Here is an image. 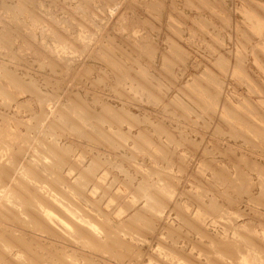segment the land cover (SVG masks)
<instances>
[{"label": "rangeland", "instance_id": "obj_1", "mask_svg": "<svg viewBox=\"0 0 264 264\" xmlns=\"http://www.w3.org/2000/svg\"><path fill=\"white\" fill-rule=\"evenodd\" d=\"M263 60L264 0H0V125L3 124L0 128V162L6 160L5 154L11 156L9 152L19 149L16 148L21 145L19 143L27 140L28 144H25L28 146L23 144L24 154L20 158L25 165L38 167L39 172L36 168L34 170L41 174L37 177L40 175L44 183L34 180L33 186L37 192L40 189V197L52 198L47 199L50 204L43 208V212L49 215L52 226L56 224L54 228L60 227L57 229L59 234L52 235L14 217L4 219L1 211L8 204L16 209L19 207L20 216L22 212V216H27L13 189H19L18 180L23 178L20 166L14 178L11 177L9 183L0 188V231L14 242L13 248L6 246L0 249V264H64L65 259L59 261L50 255V250L57 253L59 248H65L68 253L76 252L84 258L82 264L86 259V263L92 260L88 264H238L239 258L236 257L240 251L248 255L249 248H254L257 254L262 253L264 239L260 232L264 230V198H260L262 204L256 199L261 192L264 193ZM28 80L36 81L34 85L41 89H29L27 85H34ZM37 90L43 92L38 93ZM231 107L240 110L234 112ZM240 111L244 114L241 115ZM27 121L36 122L35 126L32 128L34 124L30 126ZM58 123H62L63 129ZM254 123H259L262 129ZM26 129L31 131L27 133ZM105 131L112 133L104 134ZM12 133L17 135L15 140L11 138ZM26 135L34 137L30 140L31 137L28 139ZM250 136L253 141H249L252 140ZM5 144L9 146L7 150ZM10 144L14 145L13 148ZM53 144L63 148L61 150L57 146L62 151L59 155L65 159L61 165L60 157L53 153L52 146L57 148ZM48 147L52 150L48 151ZM32 154L37 158L40 156V162L36 157L32 158ZM6 161L8 163L9 159ZM90 164L98 166L92 178L87 174ZM81 181L84 186L79 185ZM79 186L82 190L85 188V196L76 192ZM157 189H160L158 193ZM155 194L163 196L164 204L159 205L160 208L151 204ZM71 199H75L74 202ZM14 203L18 204L13 206ZM208 205L212 206L210 210ZM60 208L66 211V215ZM197 210L200 213L196 214ZM200 214H205L204 221L200 220ZM97 219L103 223L108 221V229H114L112 225L115 224L128 223L120 226H123L120 234L132 244L110 243L111 248L116 249L100 252L95 246H89L83 239L77 240L72 235L76 228L71 224L79 223L77 225L82 228L86 227L84 230L96 231L94 234L99 233L98 237L105 239L109 235L102 226L99 228L101 224H97L101 222ZM243 229L245 231L240 233ZM256 236H260L262 242ZM251 237H256L254 241L259 242L256 244ZM216 238L218 242L222 238L221 244H217ZM22 239L28 240L30 245L21 244L19 241ZM232 242H236L235 245ZM232 245L237 246L235 251ZM127 246L133 248L127 249ZM219 246L225 247L222 249L226 252L230 249V256L218 249ZM117 248L120 253L123 250V255L118 253L121 258L115 255L119 252ZM21 255L27 259L26 262L18 259ZM249 257L251 264H264L261 258Z\"/></svg>", "mask_w": 264, "mask_h": 264}, {"label": "bare ground", "instance_id": "obj_2", "mask_svg": "<svg viewBox=\"0 0 264 264\" xmlns=\"http://www.w3.org/2000/svg\"><path fill=\"white\" fill-rule=\"evenodd\" d=\"M194 6V5H193ZM107 10V9H106ZM258 12V11H257ZM13 13V12H12ZM183 13H185V12H183ZM259 13V12H258ZM250 15V14H249ZM251 16V15H250ZM186 17V16H185ZM188 17H189V15H188ZM196 17V16H195ZM252 17H253V15H252ZM251 17V18H252ZM18 18V17H17ZM248 18V17H247ZM254 18H256V17H254ZM169 19V18H168ZM259 19V18H258ZM200 20V19H199ZM252 20V19H251ZM251 20H249V21H251ZM256 20V19H255ZM189 21V20H188ZM259 21V20H258ZM254 21H252V23H253ZM256 23V22H255ZM259 23V22H258ZM28 24V23H27ZM125 26V25H124ZM151 26V25H150ZM259 27V26H258ZM262 28V27H261ZM193 29V28H192ZM263 29V28H262ZM83 30V29H82ZM86 31V30H85ZM35 32V31H34ZM258 32H260V29H259V31ZM106 33V32H105ZM255 33V32H254ZM253 33V34H254ZM150 34V33H149ZM257 34V33H256ZM261 34V33H260ZM255 35V34H254ZM91 36H92V34H91ZM263 36V35H262ZM138 38V37H137ZM144 38V37H143ZM56 39V38H55ZM106 39V38H105ZM141 39V38H140ZM153 39V38H152ZM46 42V41H45ZM79 42H80V40H79ZM84 42H86V41H84ZM61 43V42H60ZM89 43V42H88ZM63 44V43H62ZM81 44V43H80ZM68 46H69V44H68ZM75 46V45H74ZM151 46V45H150ZM78 47V46H77ZM76 47V48H77ZM119 47V46H118ZM84 48V47H83ZM122 48V47H121ZM53 50V49H52ZM146 50V49H145ZM154 50V49H153ZM56 51V50H55ZM127 51V50H126ZM247 52V51H246ZM97 53V52H96ZM60 55V54H59ZM68 57V56H67ZM100 57V56H99ZM128 57V56H127ZM74 59V58H73ZM93 59V58H92ZM95 60V59H94ZM101 61H103V60H101ZM123 61V60H122ZM256 61V60H255ZM264 61V60H263ZM104 62V61H103ZM127 63V62H126ZM88 65V64H87ZM91 65V64H90ZM94 65V64H93ZM108 65V64H107ZM110 65V64H109ZM81 66V65H80ZM92 67V66H91ZM90 67V68H91ZM130 67V66H129ZM89 68V67H88ZM95 68V67H94ZM134 68V67H133ZM85 69V68H84ZM96 69V68H95ZM263 69V68H262ZM87 70V69H86ZM115 70V69H114ZM136 70V69H135ZM248 70V69H247ZM264 70V69H263ZM95 71V70H94ZM113 71V70H112ZM111 71V72H112ZM142 71V70H141ZM252 71V70H251ZM23 72V71H22ZM55 72V71H54ZM116 72H117V70H116ZM140 72V71H139ZM150 72V71H149ZM9 73V72H8ZM14 73V72H13ZM17 73V72H16ZM83 73H84V71H83ZM105 73V72H104ZM118 74H119V72H117ZM246 73V72H245ZM254 73V72H253ZM81 74V73H80ZM106 74V73H105ZM121 74H122V72H121ZM129 74H130V72H129ZM3 75V74H2ZM19 75V74H18ZM20 75H23V74H20ZM25 75V74H24ZM110 75V74H109ZM144 75V74H143ZM153 75V74H152ZM249 75V74H248ZM251 75V74H250ZM258 75V74H257ZM4 76V75H3ZM7 76V75H6ZM30 76V75H29ZM107 76V75H106ZM116 76V75H115ZM238 76V75H237ZM256 76V75H255ZM10 77H11V74H10ZM9 77V78H10ZM17 77V76H16ZM132 77V76H131ZM157 77V76H156ZM251 77V76H250ZM20 78H21V76H20ZM100 78V77H99ZM125 78V77H124ZM159 78V77H158ZM216 78V77H215ZM255 78V77H254ZM12 79V78H11ZM16 79V78H15ZM23 79V78H22ZM34 79V78H33ZM105 79V78H104ZM104 79H102V80H104ZM107 79V78H106ZM128 79V78H127ZM146 79V78H145ZM253 79V78H252ZM256 79V78H255ZM258 79V78H257ZM24 80V79H23ZM148 80V79H147ZM259 80V79H258ZM12 81V80H11ZM10 81V82H11ZM17 81V80H16ZM99 81V80H98ZM105 81V80H104ZM112 81V80H111ZM115 81V80H114ZM119 80H117V82H118ZM28 82H36V81H29L28 80ZM12 83V82H11ZM19 83H21V82H19ZM25 83V82H24ZM31 83V84H32ZM100 83H101V81H100ZM191 83V82H190ZM204 83H205V81H204ZM258 83H260L261 84V82H260V80H259V82ZM5 84V83H4ZM25 84H27V83H25ZM29 84V83H28ZM36 84V83H35ZM56 84V83H55ZM175 84V83H174ZM209 84V83H208ZM256 84V83H255ZM2 85V84H1ZM33 85H34V83H33ZM57 85V84H56ZM101 85V84H100ZM177 85V84H176ZM210 85V84H209ZM248 85V84H247ZM7 86V85H6ZM15 86V85H14ZM22 86V85H21ZM29 86H30V84H29ZM28 85H27V87L29 88V89H33V88H35V89H38V88H36V86L34 87V86H30L29 87ZM39 86V85H38ZM59 86V85H58ZM164 86V85H163ZM211 86V85H210ZM1 87V86H0ZM3 87H5L4 85H3ZM2 87V88H3ZM22 87H24V86H22ZM26 87V88H27ZM1 88V89H2ZM6 88V87H5ZM159 88V87H158ZM210 88V87H209ZM7 89V91L8 92H10V89H8V88H6ZM6 89H4V90H6ZM29 89H26V90H29ZM39 89H41L40 88V86H39ZM38 89V90H39ZM58 89V88H57ZM132 89V88H131ZM167 89H168V87H167ZM190 89V88H189ZM206 89V88H205ZM264 89V88H263ZM24 90V89H23ZM37 90V91H38ZM54 90V89H53ZM171 90V89H170ZM212 90V89H211ZM216 90V89H215ZM220 90V89H219ZM3 91V90H2ZM7 91H5L6 93H7ZM40 91H42V90H40ZM40 91H38V93L40 92ZM56 91V90H55ZM209 91V90H208ZM30 92V91H29ZM32 92H35V91H33L32 90ZM32 92H30V93H32ZM43 92V91H42ZM182 92V91H181ZM217 92V91H216ZM3 93V92H2ZM12 93V92H11ZM36 93V92H35ZM35 93H33V94H35ZM152 93V92H151ZM193 93V92H192ZM200 93V92H199ZM232 93V92H231ZM5 94V93H4ZM9 94V93H8ZM7 94V95H8ZM53 94V93H52ZM58 94V93H57ZM56 94V95H57ZM61 94V93H60ZM145 94V93H144ZM219 94V93H218ZM6 95V94H5ZM13 95V94H12ZM43 95H45L44 93H43ZM46 95H48V92H47V94ZM59 95V94H58ZM147 95V94H146ZM212 95V94H211ZM217 95V94H216ZM15 96V95H14ZM39 95L37 94V97H38ZM52 96V95H51ZM55 96V95H54ZM70 96V95H69ZM195 96V95H194ZM198 96V95H197ZM220 96V95H219ZM243 96V95H242ZM0 97H2V96H0ZM13 97V96H12ZM208 97V96H207ZM247 97H249V96H247ZM9 98V97H8ZM15 98H17V97H15ZM40 98V97H39ZM54 98V97H53ZM56 98V97H55ZM59 98H60V96H59ZM69 98V97H68ZM76 98V97H75ZM101 98V97H100ZM146 98V97H145ZM227 98V97H226ZM5 99V98H4ZM10 99H11V96H10ZM250 99V98H249ZM248 99V100H249ZM252 99V98H251ZM15 100V99H14ZM18 100V99H17ZM21 100V99H20ZM19 100V101H20ZM57 100V99H56ZM83 100H84V98H83ZM82 100V101H83ZM86 100V99H85ZM144 100V99H143ZM167 100V99H166ZM221 100V99H220ZM5 101H6V99H5ZM45 101V100H44ZM47 101V100H46ZM79 101V100H78ZM227 101V100H226ZM229 101V100H228ZM22 102H24V101H22ZM70 102V101H69ZM80 102V101H79ZM85 101H83V103H84ZM232 102V101H231ZM17 103V102H16ZM26 103V102H25ZM27 103H28V101H27ZM45 103V102H44ZM44 103H42V104H44ZM65 103V102H64ZM76 103H78L77 101H76ZM154 103V102H153ZM233 103V102H232ZM231 103V104H232ZM243 103V102H242ZM253 103V102H252ZM251 103V104H252ZM263 103H264V101H263ZM21 104V103H20ZM23 104V103H22ZM29 104V103H28ZM27 104V105H28ZM46 104V103H45ZM62 104V103H61ZM79 104V103H78ZM229 105H230V101H229V103H228ZM227 104V105H228ZM256 104V103H255ZM18 105H19V103H18ZM69 105V104H68ZM73 105V104H72ZM87 105V104H86ZM85 105V106H86ZM181 105V104H180ZM201 105V104H200ZM207 105V104H206ZM205 105V106H206ZM234 105V104H233ZM232 105V106H233ZM80 106V105H79ZM83 106V105H82ZM231 106V105H230ZM254 106V105H253ZM22 107V106H21ZM23 107H24V105H23ZM40 107H41V105H40ZM66 107V106H65ZM73 107V106H72ZM75 107V106H74ZM168 107V106H167ZM227 107H229V106H227ZM237 107V106H236ZM45 107H43V110L45 111V112H48V111H46L47 109L45 108ZM57 108H59V106L57 107ZM60 108H61V106H60ZM70 108V107H69ZM103 108V107H102ZM106 108V107H105ZM192 108V107H191ZM233 107H231V109H232ZM260 108V107H259ZM10 109V108H9ZM22 109V108H21ZM27 109V108H26ZM53 109V108H52ZM66 109V108H65ZM108 109V108H107ZM193 109V108H192ZM230 109V110H231ZM257 109V108H256ZM261 109H263V108H261ZM31 110V109H30ZM62 110H64L63 108H62ZM68 110V109H67ZM86 110V109H85ZM103 110V109H102ZM169 110V109H168ZM208 110V109H207ZM213 110V109H212ZM214 110H216V109H214ZM232 110H234V112L235 111H237V109L235 110L234 108L232 109ZM231 110V111H232ZM240 110V109H239ZM238 110V111H239ZM259 110V109H258ZM257 110V111H258ZM32 111V110H31ZM44 111H43V114H44ZM82 111V110H81ZM90 111V110H89ZM89 111H87V112H89ZM108 111V110H107ZM117 111H119V110H117ZM196 111V110H195ZM230 111V112H231ZM237 111V112H238ZM242 111V110H241ZM241 111H240V113H241ZM260 111V110H259ZM261 111H263V110H261ZM39 112V111H38ZM62 112V111H61ZM72 112V111H71ZM86 112V113H87ZM92 112V111H91ZM90 112V113H91ZM104 112V111H103ZM3 113V112H2ZM15 113H17V112H15ZM42 113V112H41ZM49 113V112H48ZM62 113H64V111L62 112ZM69 113V112H68ZM68 113H67V115H68ZM118 113H120V112H118ZM257 113H259V112H257ZM1 114V113H0ZM4 114H6V113H4ZM8 114V113H7ZM88 114V113H87ZM92 114V113H91ZM102 114V113H101ZM108 114V113H107ZM242 114H244V113H241V115ZM260 114H261V112H260ZM9 115V114H8ZM38 115V114H37ZM48 115V114H47ZM63 115H65V114H63ZM124 115V114H123ZM123 115H122V117H123ZM231 115H232V113H231ZM234 115V114H233ZM232 115V116H233ZM259 115V114H258ZM264 115V114H263ZM262 115V116H263ZM49 116V115H48ZM77 116V115H76ZM103 116H105V115H103ZM111 116V115H110ZM203 116V115H202ZM239 116V115H238ZM1 117H4V115L2 116L1 115ZM10 117H12V116H10ZM38 117V116H37ZM42 117V116H41ZM46 117V116H45ZM87 117V116H86ZM92 116H90V118H91ZM98 117H99V115H98ZM108 117V116H107ZM237 117V116H236ZM244 117H247V114H246V116L244 115ZM13 118H15V117H13ZM42 118H44V117H42ZM62 118V117H61ZM69 118H70V115H69ZM77 118V117H76ZM88 118L89 117H87V120H88ZM93 118V117H92ZM91 118V119H92ZM113 118V117H112ZM126 118V117H125ZM224 118V117H223ZM250 118V117H249ZM9 121H10V119L9 118H7ZM37 119V118H36ZM41 119V118H40ZM54 119V118H53ZM110 119V118H109ZM118 119V118H117ZM244 119H246V118H244ZM248 119V118H247ZM246 119V120H247ZM16 120V119H15ZM24 120H26V119H24ZM33 120V119H32ZM65 120V119H64ZM69 120V119H68ZM78 120V119H77ZM115 120V119H114ZM113 120V121H114ZM120 120V119H119ZM150 120V119H149ZM240 121H241V119H239ZM243 120V119H242ZM4 120H2V122H3ZM17 121H18V119H17ZM70 121V120H69ZM103 121V120H102ZM105 121V120H104ZM117 122H118V120H116ZM151 121H152V119H151ZM197 121V120H196ZM238 121V120H237ZM251 121V119L249 120V122ZM253 121V120H252ZM20 122V121H19ZM28 122V121H27ZM30 122H32V121H30ZM49 122H50V119H49ZM58 122H59V120H58ZM61 122V121H60ZM77 122H79V121H77ZM109 122H112V121H109ZM116 122V123H117ZM192 122H193V119H192ZM227 124H228V122H227V120L225 121ZM243 122H245L244 120H243ZM29 123V122H28ZM36 123V122H35ZM35 123H29L30 124V126L32 125V124H34V125H32V128L35 126ZM92 123V122H91ZM114 123V122H113ZM151 123V122H150ZM154 123V122H153ZM10 124V123H9ZM38 124V123H37ZM50 124V126H51V123H49ZM59 125L61 124L62 125V123H58ZM100 124V123H99ZM197 124V123H196ZM232 124H233V122H232ZM244 124H246V123H244ZM247 124H249L248 122H247ZM255 124V123H254ZM253 124V125H254ZM259 123H257V124H255L256 126L258 125ZM3 125V124H2ZM2 125H0V126H2ZM11 125V124H10ZM19 125H20V123H19ZM23 125H26V124H23ZM57 125V124H56ZM58 125V126H59ZM61 125L59 126V128L61 127ZM84 125V124H83ZM104 125V124H103ZM120 124H118L117 126H119ZM230 125V124H229ZM30 126L28 127V128H30ZM37 126V125H36ZM57 126V127H58ZM85 126V125H84ZM116 126V125H115ZM126 126V125H125ZM154 126V125H153ZM248 126V125H247ZM251 126V125H250ZM249 126V127H250ZM259 127H260V125H258ZM257 126V127H258ZM233 127V126H232ZM261 127L262 128H264L262 125H261ZM260 127V128H261ZM0 128H3V126L2 127H0ZM8 128H10V126L8 127ZM7 128V129H8ZM31 128V129H32ZM62 128V127H61ZM81 128V127H80ZM103 128V127H102ZM120 128L122 129V127L120 126ZM160 128V127H159ZM158 128V129H159ZM261 128V129H262ZM6 129V128H5ZM13 129H14V127H13ZM55 129V128H54ZM63 129V128H62ZM89 129V128H88ZM147 129V128H146ZM233 129H235V128H233ZM251 129V128H250ZM253 129V128H252ZM16 130V129H15ZM35 130V129H34ZM37 130V129H36ZM60 130V129H59ZM104 130V129H103ZM105 130H108V129H106L105 128ZM144 130V129H143ZM160 130H162V129H160ZM159 130V131H160ZM17 131V130H16ZM18 131H20V130H18ZM17 131V132H18ZM26 131H27V133H28V131H31V130H27L26 129ZM101 131V130H100ZM126 131V130H125ZM147 131H148V129H147ZM163 131H164V128H163ZM233 131V130H232ZM253 131V130H252ZM263 131V130H262ZM10 132V131H9ZM12 132V131H11ZM11 132H10V134H11ZM16 132V133H17ZM36 132V131H35ZM88 132H90V130L88 131ZM106 133H104V134H108V132L107 131H105ZM128 132V131H127ZM145 132V131H144ZM157 132V131H156ZM162 132V131H161ZM234 132V131H233ZM242 132V131H241ZM24 133V132H23ZM50 133H51V131H50ZM85 133V132H84ZM109 133H112V132H109ZM125 133V132H124ZM240 133V132H239ZM246 133V132H245ZM13 135H12V137L11 138H15L14 136H17V135H20V132L16 135L15 133H12ZM30 134V133H29ZM35 134V133H34ZM52 134V133H51ZM54 134H56V133H54ZM82 134H83V132H82ZM81 134V135H82ZM89 134V133H88ZM87 134V135H88ZM119 134V133H118ZM121 134V133H120ZM125 134H127V133H125ZM148 134V133H147ZM158 134V133H157ZM244 133H242V135H243ZM85 135V134H84ZM83 135V136H84ZM92 135H93V133H92ZM91 135V136H92ZM110 135V134H109ZM112 135H114V134H112ZM116 135V134H115ZM127 135H129V134H127ZM130 135H131V133H130ZM253 135H255V133L253 134ZM6 136V135H5ZM24 136H25V134H24ZM32 136V135H31ZM30 136V137H31ZM132 136V135H131ZM134 136V135H133ZM147 136V135H146ZM246 136V135H245ZM249 136V135H248ZM257 136V135H256ZM260 136V135H259ZM26 137L28 138V136L26 135ZM25 137V138H26ZM30 137L28 138V139H30ZM34 137V136H33ZM33 137H31V139L30 140H32V138ZM45 137V136H44ZM95 137V136H94ZM113 137V136H112ZM111 137V138H112ZM129 137V136H128ZM24 138V137H23ZM24 138V139H25ZM54 138V137H53ZM126 138H127V136H126ZM125 138V139H126ZM238 138V137H237ZM246 138V137H245ZM244 138V139H245ZM250 138H251V136H250ZM250 138H248L247 137V139L249 140ZM260 138V137H259ZM262 138V137H261ZM17 139V138H16ZM23 139V140H24ZM41 139H42V137H41ZM55 139V138H54ZM89 139L91 140V138L89 137ZM113 139V138H112ZM140 139V138H139ZM252 139V138H251ZM255 139V138H254ZM15 140V139H14ZM21 140H22V138H21ZM44 140H46V139H44ZM57 140V139H56ZM117 140V139H116ZM142 140V139H141ZM172 140V139H171ZM25 141V140H24ZM118 141V140H117ZM139 141V140H138ZM249 141H253V139L252 140H249ZM260 141V140H259ZM2 142V141H1ZM21 142H23V141H21ZM26 142V144H28V142H27V140L25 141ZM25 142L23 143V144H25ZM120 142H121V139H120ZM119 142V143H120ZM140 142V141H139ZM143 142H145V141H143ZM257 142V141H256ZM5 143V142H4ZM11 144L13 143L12 142V140H11V142H10ZM55 143H58V142H56L55 141ZM179 143V142H178ZM251 143V142H250ZM254 143V142H253ZM11 144H10V147L11 148H13V146H11ZM14 144H15V142H14ZM21 144V145H20ZM23 144L22 143H19V145L22 147H20V146H15L16 148H18L19 147V149H16L15 151H14V149L13 150H11V151H13V152H9V155L10 154H12L11 156H8V154L6 155L5 153V156H7L5 159L6 160H8L9 159V161H8V163H7V161L6 160H3L2 162H0V188H2L3 187V185H7L8 183H9V181L12 179L11 177H13L14 175H15V173H16V170H18V168H20V166L22 167V169H21V172H22V174H23V178L21 177L18 181H19V183H17L18 184V188L19 189H21V186H22V188H23V190L20 192V191H18V190H16L15 189V187H14V185L12 186V187H14L13 189H14V192H15V194H16V198H18L19 199V203L24 207V211H25V213L27 214V216L26 217H24V216H22V214H23V212L21 213V216H20V214H19V211H21V210H19V211H17L18 209H20L19 207L16 209V207L14 208V207H9L10 205L8 204V206H6L5 208H4V210H3V207L1 208L3 211H1V213H2V215H3V217H4V219H8V218H15V220H17L18 219V221L19 222H24V223H27V224H29V225H31L32 227H34V228H36V229H40V230H43V231H46V232H48V233H50V234H52V235H58L59 234V232L57 231V229L58 228H60V227H58V228H54V226L56 225H53L52 226V224H50V222H49V215L47 214V213H45L44 214V212H43V208L44 207H48V205L50 204V200L52 199H50V198H48L47 197V195L45 196V197H47L46 199L42 196V197H40L39 195V191H40V189L37 187V189H39L38 190V192H37V190L35 189V187L33 186V184H34V180H39L40 182L42 181V183H44L43 182V180H41V177H40V173H38L39 172V170H37V168L38 167H33V168H31V167H29L28 165L29 164H26L25 165V163L23 162V160H21V156L24 154L23 152H24V149H25V147L23 148ZM25 144V146L27 147L28 145H26ZM45 144V143H44ZM49 144V143H48ZM121 144H124L123 143V141H122V143ZM144 144V143H143ZM177 144V143H176ZM257 144V143H256ZM3 145V144H2ZM7 145H8V143H7ZM6 144H5V146H6V150H7V147H9V146H7ZM50 145H51V143H50ZM53 145H56V144H53ZM178 145V144H177ZM231 145V144H230ZM258 145H259V143H258ZM58 145H56V147H57ZM67 146V145H66ZM65 146V148H67ZM69 147L71 146L70 144L68 145ZM124 146V145H123ZM145 146V145H144ZM168 146V145H167ZM1 147V146H0ZM30 147V146H29ZM53 147V148H52ZM51 148L53 149V153H55V154H57L58 155V157H60V160H59V164H60V162H62V161H64L65 159L62 157L61 158V155H59V154H61V152L62 151H60L59 149H58V147L60 148V145L57 147V148H54V146H52ZM125 147V146H124ZM237 147V146H236ZM241 147V146H240ZM253 147V146H252ZM49 148V147H48ZM47 148V149H48ZM239 148V147H238ZM251 148V147H250ZM1 149V148H0ZM9 149V148H8ZM52 149H50L49 148V150L48 151H50V150H52ZM61 150H63V148L61 147L60 148ZM68 149V148H67ZM66 149V150H67ZM70 149V148H69ZM69 149L67 150V151H69ZM128 149V148H127ZM171 149V148H170ZM236 149V148H235ZM26 150H28V148L26 149ZM71 150H72V148H71ZM233 150V149H232ZM237 150V149H236ZM241 150H243L242 148H241ZM65 151V150H64ZM253 151V150H252ZM2 152V151H1ZM4 152V151H3ZM31 152V151H30ZM69 152H71V151H69ZM157 152V151H156ZM175 152V151H174ZM236 152V151H235ZM66 153V152H65ZM242 153V152H241ZM28 154V153H27ZM39 154H43V153H39ZM70 155H72L71 153H69ZM32 155H34V157L32 156V158H35L36 156H35V154H32ZM37 155V154H36ZM243 155V154H242ZM43 156V155H42ZM65 156H67L66 154H65ZM9 157V158H8ZM24 157V156H23ZM45 157V156H44ZM68 157V156H67ZM71 157V156H70ZM70 157H68V158H70ZM106 157V156H105ZM130 157V156H129ZM180 157V156H179ZM264 157V156H263ZM31 158V159H32ZM38 158L40 159L41 157L40 156H38ZM37 157L35 158V159H37V160H39ZM100 158V157H99ZM126 158V157H125ZM143 158V157H142ZM242 158V157H241ZM42 159V158H41ZM64 159V160H63ZM238 159L240 160V158L238 157ZM238 159H236V160H238ZM30 160V159H29ZM99 160V159H98ZM106 160V159H105ZM109 160V159H108ZM182 160V159H181ZM4 161H6V162H4ZM26 161H28V159L26 160ZM33 160H31V163H33L32 162ZM42 161H44V160H42ZM249 161V160H248ZM38 162H40V160L38 161ZM183 162V161H182ZM223 162V161H222ZM238 162V161H237ZM24 163V164H23ZM27 163V162H26ZM30 163V164H31ZM44 163V162H43ZM42 163V164H43ZM64 163V162H63ZM63 163H62V165H63ZM99 163V162H98ZM35 164V163H34ZM41 164V163H40ZM41 164V165H42ZM103 164V163H102ZM237 164V163H236ZM235 164V165H236ZM249 164V163H248ZM253 164V163H252ZM39 165V164H38ZM44 165V164H43ZM58 165V164H57ZM61 165V164H60ZM261 165V164H260ZM46 166V165H45ZM45 166L43 167V168H45ZM152 166V165H151ZM210 166V165H209ZM208 166V167H209ZM215 166V165H214ZM220 166H223V165H220ZM241 166V165H240ZM249 166V165H248ZM247 166V167H248ZM219 167V166H218ZM263 167V166H262ZM40 169H41V167H39ZM47 168V167H46ZM46 168L44 169V170H46ZM97 168H98V166L96 167V165L94 166V165H91L90 164V167H89V169L87 168V174H88V176L90 177L91 176V178L95 175V172H96V170H97ZM170 168V167H169ZM213 168V167H212ZM239 168V167H238ZM264 168V167H263ZM37 170V171H35V170ZM221 169V168H220ZM34 170V171H33ZM222 170H225V169H222ZM43 171V170H42ZM138 171H140V169L138 170ZM236 171V170H235ZM241 171V170H240ZM244 171V170H243ZM243 171H242V173H243ZM246 171V170H245ZM20 172V171H19ZM41 172V171H40ZM45 172V171H44ZM44 172H41V173H43L44 174ZM167 172H169V171H167ZM229 172V171H228ZM228 172H227V174H228ZM238 172V171H237ZM141 173V172H140ZM143 173V172H142ZM166 173V172H165ZM170 173V172H169ZM217 173V172H216ZM222 173H224V172H222ZM225 173H226V171H225ZM37 174H40L39 175V177H37L38 175ZM42 174V175H43ZM171 174V173H170ZM263 174H264V172H263ZM261 175H262V173H261ZM97 176V175H96ZM133 176V175H132ZM144 176H147L146 174L144 175ZM169 176V175H168ZM167 176V177H168ZM223 176H225V175H223ZM228 176V175H227ZM131 177V176H130ZM218 177V174H217V176H216V178ZM14 178V177H13ZM17 178V177H16ZM134 178V177H133ZM132 178V179H133ZM150 178V177H149ZM228 178V177H227ZM251 178V177H250ZM259 178V177H258ZM135 179V178H134ZM156 179V178H155ZM170 179V178H169ZM171 179H172V177H171ZM219 179V178H218ZM221 179V178H220ZM129 180V179H128ZM130 180H131V178H130ZM149 180V179H148ZM216 180V179H215ZM232 180H234V179H232ZM259 180H261L260 178H259ZM15 181V180H14ZM171 181V180H170ZM231 181V180H230ZM235 181H236V179H235ZM82 182V183H81ZM81 182H78L79 183V185L80 186H84V184H83V181H81ZM129 182V181H128ZM249 182V181H248ZM251 182H253V181H251ZM262 182H263V180H262ZM16 183V182H15ZM58 183V182H57ZM131 183V182H130ZM129 183V185H131ZM133 183V182H132ZM166 183V182H165ZM168 183V182H167ZM210 183V182H209ZM208 183V184H209ZM227 183H229V182H227ZM231 183H232V181H231ZM247 183V182H246ZM254 183H256V182H254ZM13 184V183H12ZM86 184V183H85ZM162 184V183H161ZM211 184V183H210ZM235 184V183H234ZM261 184V183H260ZM36 185V184H35ZM59 185V184H58ZM57 185V186H58ZM87 185V184H86ZM171 185V184H170ZM207 185V184H206ZM212 185V184H211ZM222 185H224V184H222ZM2 186V187H1ZM55 187H56V184L54 185ZM79 186V189H77L76 190V192L77 193H79L80 194V196H82L83 194V196H85V191H83L82 189H80V188H82V187H80ZM144 185H142L141 187H143ZM147 186V185H146ZM152 186V185H151ZM239 186V185H238ZM243 186V185H242ZM16 187V188H17ZM43 187V186H42ZM53 187V186H52ZM87 187V186H86ZM145 187V186H144ZM162 187V186H161ZM160 187V185H159V188H161ZM165 187V186H164ZM213 187V186H212ZM231 187H233V185L231 186ZM139 188V186H137V189ZM148 188V187H147ZM239 188V187H238ZM249 188V187H248ZM43 189V188H42ZM45 189V188H44ZM54 189V188H53ZM136 189V190H137ZM162 189V188H161ZM235 189V188H234ZM243 189H245V188H243ZM9 190H11V188L9 189ZM36 190V191H35ZM46 190V189H45ZM142 190H143V188H142ZM160 189H157V193H158V191H159ZM213 190L214 189H212V193H213ZM33 193H32V192ZM55 191H56V189H55ZM84 193H83V192ZM140 191V190H139ZM152 191V190H151ZM154 191V190H153ZM163 191H165V189L163 190ZM264 191V190H263ZM41 192H42V190H41ZM73 192H75V191H73ZM147 192V191H146ZM204 192V191H203ZM220 192V191H219ZM246 192V191H245ZM261 192V191H260ZM31 193H32V195H31ZM43 193V192H42ZM76 193V194H77ZM141 193V192H140ZM162 193V192H161ZM239 193V192H238ZM262 194L261 195H263L264 193L263 192H261ZM7 194V193H6ZM5 194V195H6ZM82 194V195H81ZM144 194H145V192H144ZM223 194V193H222ZM248 194V193H247ZM1 195V194H0ZM4 195V196H5ZM8 195H10V194H8ZM7 195V196H8ZM12 195H13V193H12ZM12 195H11V198H12ZM78 195V194H77ZM161 195H163V194H161ZM191 195V194H190ZM196 195V194H195ZM220 195H221V193H220ZM239 195V194H238ZM259 195V194H258ZM261 195H260V197H257V199H256V202L259 200V203L260 202H262L261 200H260V198H264L263 196L261 197ZM50 196H51V193H50ZM53 196H55V194L53 195ZM79 196V197H80ZM87 196V195H86ZM91 196V195H90ZM90 196H89V199H90ZM142 196V195H141ZM149 196V195H148ZM153 196H155L154 198L156 199H153V201L151 202V204L153 205L154 204V206L156 207V206H158L159 208H160V206H162V198H163V196L161 197L160 196V194H155V195H153ZM152 196V197H153ZM167 196H169V195H167ZM208 196V195H207ZM216 196V195H215ZM225 196V195H224ZM241 196V195H240ZM255 196V195H254ZM71 197H72V195H71ZM151 197V198H152ZM209 197V196H208ZM65 198V197H64ZM84 198V197H83ZM87 199H88V196L86 197ZM147 198V197H146ZM250 198H251V196H250ZM8 199V198H7ZM47 199H50V200H47ZM55 199V198H54ZM57 199V198H56ZM59 199V198H58ZM70 199V198H69ZM68 199V200H69ZM232 199V198H231ZM9 200H10V198H9ZM13 200V199H12ZM16 200V199H15ZM71 200H73V202H74V200L75 199H71ZM199 200V199H198ZM8 201V200H7ZM54 201V200H53ZM214 201V200H213ZM217 201V200H216ZM234 201H235V199H234ZM242 201V200H241ZM5 202V201H4ZM13 202H16V201H13ZM61 202V201H60ZM77 202V201H76ZM231 202V201H230ZM237 202V201H236ZM243 202V201H242ZM6 203V202H5ZM80 203V202H79ZM181 203V202H180ZM219 203V202H218ZM263 203V202H262ZM262 203H260V204H262ZM7 204V203H6ZM5 204V205H6ZM15 204H18V203H14L13 204V206L15 205ZM51 204H54V203H51ZM57 204H59V203H57ZM56 204V205H57ZM62 204V203H61ZM60 204V205H61ZM65 204V203H64ZM78 204V203H77ZM81 204V203H80ZM132 204V203H131ZM164 204V203H163ZM202 204H203V202H202ZM201 204V205H202ZM231 204V203H230ZM59 205V207H62V206H60ZM145 205V204H144ZM152 205H150L151 207H152ZM160 205V206H159ZM198 205H200V204H198ZM206 205V204H205ZM263 205H264V203H263ZM4 206V205H3ZM66 206V205H65ZM79 206V205H78ZM81 206V205H80ZM134 206V205H133ZM153 206V207H154ZM177 206H179V205H177ZM211 206V205H210ZM21 207V206H20ZM54 207H56V206H54ZM53 207V208H54ZM71 207V206H70ZM83 207V206H82ZM183 207H185V206H183ZM200 207H202V206H200ZM208 207H209V205H208ZM212 207V206H211ZM211 207H209L208 209L210 210V208ZM215 207V206H214ZM226 207H228V206H226ZM259 207H261V206H259ZM259 207H257V208H259ZM14 208V209H13ZM22 208V207H21ZM50 208L52 209V205L50 206ZM63 208H65V207H63ZM179 208V207H178ZM204 208V207H203ZM218 208V207H217ZM137 209V208H136ZM149 209V208H148ZM147 209V210H148ZM155 210L157 209V208H154ZM153 209V210H154ZM179 209H181V207L179 208ZM198 209H200V208H198ZM226 209V208H225ZM224 209V210H225ZM255 209V208H254ZM45 210V209H44ZM60 210H62L61 208H60ZM60 210H59V212H60ZM69 210V209H68ZM85 210V209H84ZM149 210H151V209H149ZM183 210V209H182ZM204 210V209H203ZM236 210V209H235ZM260 210V209H259ZM259 210H257V211H259ZM17 211V212H16ZM72 211H74V210H72ZM190 211V210H189ZM189 211H188V214H189ZM202 211V210H201ZM205 211V210H204ZM227 211V210H226ZM256 211V212H257ZM49 212H50V210H49ZM62 212H64V210H62ZM68 212V211H67ZM179 212V211H178ZM182 212V211H181ZM187 212V211H186ZM200 213V211L198 212V210L197 211H195V213ZM206 212V211H205ZM204 212V213H205ZM213 212V211H212ZM220 212V211H219ZM223 212V211H222ZM228 212H230V211H228ZM245 212H247V211H245ZM52 213V212H51ZM56 213L57 214H59L57 211H56ZM65 213V215H66V211L64 212ZM64 213H63V215H64ZM78 213V212H77ZM185 213V212H184ZM196 213V214H197ZM201 213H203V212H201ZM208 213H209V211H208ZM211 213V212H210ZM225 213V212H224ZM68 214H72V213H68ZM81 214V213H80ZM86 214H87V211H86ZM141 214V213H140ZM182 214V213H181ZM212 214V213H211ZM249 214V213H248ZM56 215V214H55ZM64 215V216H65ZM145 215V214H144ZM144 215H143V217H144ZM199 215V214H198ZM197 215V216H198ZM51 216V215H50ZM61 216V215H60ZM74 216V215H73ZM71 217L72 219V221H74L73 220V218L74 217ZM77 216V215H76ZM79 216V215H78ZM85 216V215H84ZM86 216H88V214L86 215ZM182 217H183V214L181 215ZM200 216L201 217H199L200 218V220H205V214H200ZM207 216V215H206ZM218 216V215H217ZM226 216V215H225ZM2 217V216H1ZM23 217V218H22ZM63 217V216H62ZM66 217H68L69 218V216L67 215ZM91 218H93L92 216H90ZM169 217V216H168ZM258 217V219L260 218L259 216H257ZM61 218V217H60ZM59 218V219H60ZM81 218V217H80ZM89 218V217H88ZM91 218L90 219H88V220H91ZM95 218H99V217H95ZM94 218V219H95ZM195 218V217H194ZM198 218V217H197ZM196 218V219H197ZM199 218H198V220H199ZM208 218H209V216H208ZM58 219V220H59ZM64 219H66L65 217H64ZM64 219H63V221H64ZM82 219H84V217L82 218ZM141 219H143V218H141ZM183 219H185V217L183 218ZM191 219V218H190ZM207 219V218H206ZM239 219V218H238ZM237 219V220H238ZM9 220V219H8ZM12 220V219H11ZM77 220H78V218H77ZM85 220H87L86 218H85ZM96 220V219H95ZM95 220H93V221H95ZM100 219H97V221H99ZM132 220V219H131ZM136 220V219H135ZM139 220V219H138ZM137 220V221H138ZM187 220V219H186ZM197 220V222L199 223V221ZM208 220V219H207ZM51 221V220H50ZM68 221V220H67ZM70 221V220H69ZM123 221V220H122ZM129 221V220H128ZM133 221V220H132ZM185 221V220H184ZM220 221V220H219ZM262 221V220H261ZM260 221V222H261ZM65 222V221H64ZM76 222V221H75ZM90 222V221H89ZM99 222H101V223H96V222H92V223H96L97 225H99V224H101V225H99V228L101 227V228H103L104 230H105V232L109 235V236H107L106 235V238L105 239H102L100 236V238L98 237V235H100L99 233H98V235H97V233H95L94 234V232H96V231H93V230H91V231H93V232H91V231H89V230H84L86 227L85 226H83V228H82V226H80V225H77V224H79V223H72L71 225H73V226H75V228H76V230L74 231V233L72 234L75 238H77V240H79V238H80V240L81 239H83L84 241H85V243L86 244H88L89 246H95L100 252H101V250H103L104 249V251L105 250H113L112 248H115V247H113L112 246V248H111V244H123V246L125 245L124 244V242H127V243H129V244H132V242L130 243V241H128V240H126V238L124 239V238H122L121 237V232H122V227H120L122 224L124 225V224H128V223H122V224H115V225H112L113 227H114V229H108L107 228V225H106V223L107 224H109L108 223V221H104V223H103V221H99ZM121 222V221H120ZM124 222V221H123ZM129 222H131V221H129ZM134 222V221H133ZM136 222V221H135ZM134 222V223H135ZM197 222H195V223H197ZM68 223V222H67ZM69 223H71V222H69ZM85 223V222H84ZM83 223V224H84ZM134 223H132L133 225V227L135 226L136 227V225H134ZM215 223V222H214ZM228 223V222H227ZM64 224V223H63ZM86 224V223H85ZM136 224H137V222H136ZM190 224V223H189ZM225 224V223H224ZM231 224V223H230ZM236 224V223H235ZM258 224V223H257ZM67 225V224H66ZM82 225V224H81ZM130 225H131V223H130ZM190 225H192V224H190ZM203 225H205V223L203 224ZM227 225V224H226ZM238 225V224H237ZM253 225H254V223H253ZM68 226H69V224H68ZM72 226V227H73ZM87 226H89V225H87ZM125 226V225H124ZM138 226H141V225H138ZM198 226H200L199 224H198ZM198 226H196V227H198ZM206 226V225H205ZM221 226H222V224H221ZM228 226H230V225H228ZM233 226V225H232ZM71 227V226H70ZM130 227V226H129ZM90 227H88V229H89ZM92 228V227H91ZM99 228H98V230H99ZM142 228V227H141ZM201 228V227H200ZM222 229H223V227H221ZM225 228V227H224ZM232 228V227H231ZM246 228V227H245ZM67 229V228H66ZM95 229H97V228H95ZM197 229V228H196ZM205 229V228H204ZM221 229V230H222ZM230 229V228H229ZM240 229H242V228H240ZM252 229V228H251ZM59 230V229H58ZM103 230V231H104ZM132 230V229H131ZM137 230H139V228L137 229ZM141 230V229H140ZM201 230H202V228H201ZM72 231V230H71ZM71 231H69V234H71L72 232ZM199 231V230H198ZM229 231V230H228ZM244 232L245 230L243 229V230H240V233L241 232ZM247 231V230H246ZM257 231V230H256ZM255 231V232H256ZM262 232H260L262 235H261V237H263L262 239H264V230H261ZM68 232V231H67ZM98 232V231H97ZM100 232V231H99ZM102 232V231H101ZM100 232V233H101ZM203 232H204V230H203ZM221 232V231H220ZM220 232H217V233H220ZM224 232H226V231H224ZM234 232V231H233ZM248 232V231H247ZM253 232H254V230H253ZM252 232V233H253ZM258 232V231H257ZM131 233V232H130ZM208 233V232H207ZM246 233V232H245ZM244 233V234H245ZM259 233V232H258ZM64 234H65V232H64ZM133 234V233H132ZM144 234V233H143ZM181 234H182V232H181ZM205 234V233H204ZM222 234H223V231H222V233H221V236H222ZM225 234V233H224ZM244 234H242V236L244 235ZM249 234V233H248ZM254 234V233H253ZM253 234H252V236H253ZM127 235V234H126ZM183 235V234H182ZM209 235V234H208ZM233 235V234H232ZM240 235V234H239ZM250 235H251V232H250ZM258 235V234H257ZM260 235V234H259ZM203 236V235H202ZM218 236H219V234H218ZM220 236V237H221ZM225 235H223V237H224ZM226 236H227V233H226ZM229 236H230V234H229ZM233 236H235V235H233ZM246 235H244V237H245ZM249 236V235H248ZM255 236V235H254ZM72 237V236H71ZM232 237V236H231ZM250 237V236H249ZM257 238H259L258 236H256ZM255 237V238H256ZM261 237H260V240H261ZM225 238V237H224ZM252 238V240L254 241L255 240V238H253V237H251ZM82 240V241H83ZM110 240V241H109ZM218 240H220V238L218 237ZM218 240H217V238H216V242H218ZM226 240H227V238H226ZM226 240L224 241L225 243H226ZM228 240H230V238H228ZM236 240H237V238H236ZM242 240H244V238H242ZM82 241H80V242H82ZM213 241V240H212ZM223 240H222V238H221V241H219L217 244H221V242H222ZM232 241H233V238H232ZM239 241V240H238ZM253 241H251V242H253ZM256 241V240H255ZM254 241V242H255ZM21 244H23L24 246H26V245H30V242L28 241V240H25V239H22L21 241H19ZM237 242V241H236ZM235 242V243H236ZM247 242H249L248 240H247ZM259 241H257V243H258ZM261 242H262V240H261ZM263 242H264V240H263ZM111 243V244H110ZM228 243L229 244H231V242H229L228 241ZM235 243L234 242H232V244H234L235 245ZM238 243V242H237ZM256 243V242H255ZM256 243V244H257ZM240 244V243H239ZM238 244V245H239ZM247 244V243H246ZM259 244H262V243H259ZM264 244V243H263ZM262 244V245H263ZM12 245H14V242L13 241H11V240H9L7 237H6V235H5V233H3V232H1L0 231V249H3V248H5L6 246H7V248H9V247H14V246H12ZM82 245H84V243L82 244ZM115 245V246H116ZM248 245V244H247ZM262 245H260V247L262 246ZM122 246V247H123ZM221 246H223V245H221ZM224 246H226V244L224 245ZM229 246V245H228ZM233 246V245H232ZM241 246V245H240ZM34 247V246H33ZM117 247H119V246H117ZM237 247V246H236ZM236 247H234L233 246V248H234V251L236 250ZM239 247V246H238ZM248 247H249V245H248ZM247 247V248H248ZM255 247V246H254ZM35 248H39V247H36L35 246ZM108 248H111V249H108ZM128 248H130V247H128L127 246V249ZM133 248V247H132ZM132 248H130V249H132ZM199 248V247H198ZM201 248H202V246H201ZM203 248H205V247H203ZM214 248L215 247H212L211 249H213V251H215L214 250ZM220 248V246L218 247V249ZM224 249L225 247H221L220 249ZM229 248V247H228ZM228 248H226V249H228ZM232 248V247H231ZM41 249V248H40ZM39 249V250H40ZM58 249V248H57ZM60 250H58L59 252H57L56 253V251H55V253L54 252H51V250H50V255L52 256V257H54V259L57 257V259L59 260H62V259H65L64 261L65 262H62V263H64V264H82V260L84 259V258H80L79 256H78V254L75 252V253H68V251H66V249L65 248H59ZM116 249V248H115ZM118 250H119V248H117ZM123 249V248H122ZM129 249V250H130ZM162 249V248H161ZM163 249H165V248H163ZM218 249H216V250H218ZM222 249V251H223V253H229L230 251V249H228V252H226V251H224ZM243 249V248H242ZM39 250H36V251H39ZM45 250V249H44ZM48 250V249H47ZM128 250V251H129ZM134 250V249H133ZM210 250V249H209ZM233 250V249H232ZM255 249L253 248H249V252H248V255H247V253H245V252H241L240 251V253H238V252H236V253H238L237 255H238V257H236L235 255L236 254H234V256L236 257V258H239L238 260H239V262H238V264H251L250 263V261H251V258L249 257V256H253L254 258H257V259H262L263 260V262H264V254H262L264 251H262V250H264V249H262L261 250V252L262 253H260V254H257L256 252L257 251H254ZM41 251V250H40ZM43 251V250H42ZM106 251V252H107ZM115 251V250H114ZM117 251V250H116ZM125 251V250H124ZM161 252H163L162 250H160ZM167 251V250H166ZM206 251H207V249H206ZM212 251V250H211ZM218 251H220L221 252V250H218ZM239 251V250H238ZM49 252V251H48ZM130 252V251H129ZM135 252V251H134ZM137 252V251H136ZM210 252V251H209ZM208 252V253H209ZM21 253V252H20ZM19 253V254H20ZM111 253V252H110ZM113 253H115V252H113ZM120 255H123V250H122V252L120 253V250H119V252L117 251V254H115V255H118V256H120ZM213 252H211V254H212ZM216 253V252H215ZM222 253V252H221ZM245 253L246 254V256L244 255L243 256V254ZM258 253H259V251H258ZM14 254V253H13ZM49 254V253H48ZM139 254V253H138ZM164 254H165V252H164ZM169 254V253H168ZM227 254H226V256H227ZM231 254H232V252H231ZM14 255H16V254H14ZM45 255V254H44ZM107 255V254H106ZM166 255V254H165ZM215 255V254H214ZM217 255V254H216ZM229 255V254H228ZM23 255H21L19 258L18 257H16V258H18L19 260H21V262H23L24 263V261L26 262L27 261V259L25 258V257H22ZM138 256V255H137ZM174 256V255H173ZM221 256V255H220ZM219 256V257H220ZM230 256V255H229ZM50 257V256H49ZM124 257H125V255H124ZM127 257V256H126ZM170 257H172V256H170ZM13 258V257H12ZM15 258V257H14ZM119 258H121V256L119 257ZM212 259H213V257H211ZM231 258H233L232 256H231ZM230 258V259H231ZM17 259V260H18ZM53 259V258H52ZM56 259V261H58ZM167 259H169V257H167ZM175 260H176V256H175V258H174ZM218 259V258H217ZM220 259V258H219ZM218 259V260H219ZM234 259V258H233ZM22 260H24V261H22ZM59 260V261H60ZM88 259H86V261H87ZM216 260V259H215ZM237 260V259H236ZM236 260H235V262H236ZM242 260H244V261H242ZM55 261V262H56ZM86 261H85V263L84 264H88L90 261H92V260H89V262L88 263H86ZM170 261V260H169ZM221 261V260H220ZM219 261V262H220ZM231 262H232V259L230 260ZM234 261V260H233ZM255 262L257 261V260H254ZM18 263H19V261H17ZM60 262V263H61ZM214 262H217V261H214ZM222 262V261H221ZM254 262V263H255ZM57 263V262H56ZM203 263V262H202ZM206 263V262H205ZM233 263V262H232ZM237 263V262H236ZM258 263V262H257ZM21 264V263H20ZM24 264H26V263H24ZM216 264V263H215ZM220 264V263H219ZM229 264V263H228ZM234 264V263H233ZM262 264V263H261Z\"/></svg>", "mask_w": 264, "mask_h": 264}]
</instances>
